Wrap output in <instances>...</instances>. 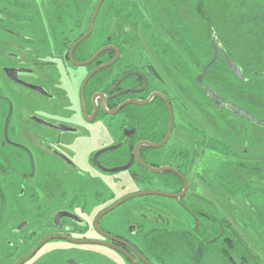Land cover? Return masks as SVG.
Segmentation results:
<instances>
[{
	"label": "flooded vegetation",
	"instance_id": "flooded-vegetation-1",
	"mask_svg": "<svg viewBox=\"0 0 264 264\" xmlns=\"http://www.w3.org/2000/svg\"><path fill=\"white\" fill-rule=\"evenodd\" d=\"M60 1L43 0L62 22L59 12L74 5L72 0ZM0 4L4 6H0V32L6 35L5 50H0V117H4L0 154L9 166L7 172L25 170L18 176L34 182L30 197L37 209L36 219H27L20 228L34 223L36 229L28 238L37 242L15 264L39 247L32 260L51 242L65 247L42 253L38 264L106 263L105 256L90 248H106L125 264H157L156 250L162 249L160 240L167 233L197 235L212 243L205 235L217 234L219 228L220 218L212 213L217 194L197 165L203 152H232V147L223 143L226 135L198 100L194 106L204 116L199 122L176 111L177 103L183 114L188 107L182 100L186 88L174 73L183 74V79L186 73L165 62L169 47L158 50L157 66L155 58L139 50V37L131 30L95 35L96 18L92 34L85 39L91 20L82 32L77 21L69 31L73 34L63 36L62 50L55 57L49 55L44 40L22 34L24 25L15 27L6 18L11 17L8 8L27 4L21 0H0ZM119 6L118 11L129 13L123 3ZM131 17L117 20L123 26ZM221 56L219 52L218 60ZM199 87L217 112H230L218 107L203 85ZM172 89L178 95L172 97ZM182 127L191 138H181ZM22 191L25 196L23 186ZM224 223L233 229L228 219ZM27 245L20 241L14 248L22 246V251Z\"/></svg>",
	"mask_w": 264,
	"mask_h": 264
},
{
	"label": "rangeland",
	"instance_id": "rangeland-1",
	"mask_svg": "<svg viewBox=\"0 0 264 264\" xmlns=\"http://www.w3.org/2000/svg\"><path fill=\"white\" fill-rule=\"evenodd\" d=\"M21 1L27 4V7L20 9H13L15 7L8 8L7 12L11 14V17L8 18L6 15V18L9 21H14L15 27L19 24L24 25L25 31H19L22 34L44 40L47 51L50 52L49 55L57 57L62 50L60 44L64 38L63 36L73 34V31H69L73 28V25L76 26L77 21L80 22V32L84 31L100 0H72L74 7H69L65 11L59 12L62 22L58 18L55 19L53 8L49 6V9H47L43 0ZM261 1L106 0L98 14L94 34L99 35L100 31H104L105 35H114L124 29L131 30V35L136 33L139 37V50H146L151 58H155L157 66L159 65L158 60H156L157 55L159 56L158 50H164V48L169 47L168 50L170 49V51L165 62L170 68L178 67L177 71L185 70L186 73L184 79L181 77L183 74L179 75L178 72L174 73V76L186 88L187 96L186 99L183 98L182 100L186 107H188L183 114L177 103L175 104L176 111L182 114L186 120L191 119L199 122L200 118L204 119V116L194 106L195 103L193 101L198 100L210 114L214 115L218 123V130L226 135L225 138L216 135L218 139L223 138L226 143L222 142L232 147V153L235 155L234 160H231L221 152L211 153L210 151H205L202 153L201 160L198 161L197 166L200 167V173L217 194L214 204L216 208L213 209L212 213L215 217L218 214V217L222 220L225 218L228 219L233 228L243 238L254 257L257 258L260 264H264V222L261 223L257 220V215L254 211L256 209L264 215V192L257 191L249 196L241 193L229 194L224 191L218 181L222 163L232 161L239 165L240 163L248 162V159L264 158V141H261L264 139V131L240 117L233 116L226 110L217 112L199 85L196 84V79L202 73V69L214 57L211 46V33L213 30L216 32L218 40L222 43V48L225 50L228 58L236 64L239 61V57L230 43V31L234 26L233 20H239L241 18L240 11L236 12L233 4H242L246 12L253 14L250 10L262 11L259 7L261 4H257ZM5 2H8V0H5ZM60 3L64 4L66 0H61ZM67 3L71 2L68 1ZM122 3L124 4L123 8L127 7L130 9L127 14L132 16L130 21L123 24V26L117 20L118 17H126L127 15L122 13V8L121 12L118 11V8H120L119 4L122 6ZM145 3L149 6H146ZM254 5H257V7L254 8ZM0 6L2 5L0 4ZM134 8L136 9L134 10ZM245 15L248 14L246 13ZM154 17L157 19L156 21ZM9 25L12 26L10 23ZM4 37L6 35L0 32V50H5L2 45V40L5 39ZM152 42L154 43L153 46L155 49L151 47ZM42 49L45 51V48L42 47ZM60 68L62 69V65H60ZM259 70H264V66L260 67ZM249 72L250 70L245 71L246 77L250 76ZM212 77L216 79L217 77L221 78L228 85H239L238 78L230 73L223 59L222 61H218L210 69L202 85L224 98L225 101H231L230 95L214 83ZM16 89L20 92L29 93V91L20 88ZM71 91H74V88H71ZM171 92L172 97H174L173 94L178 95L177 92H173V89ZM18 101L22 102L21 97L18 98ZM25 102H28L27 99H23L24 104ZM250 109L258 118H262L263 120V110H257L252 107ZM177 116L179 115L177 114ZM0 123V126H3V116L0 117ZM202 127L207 132H211L212 130L209 126L205 127L203 123ZM228 129L230 131H228V134H225V131ZM214 131L216 130L214 129ZM180 135L183 140L192 137L188 129L184 127L181 128ZM9 136L12 140L13 137L10 134ZM3 138V134L0 131V147H3ZM8 148L9 146H6V149ZM3 149H1L2 152ZM8 168L9 166L3 161V157L0 154V264H15L18 261V256L22 257L28 254L37 242V240H30L28 238L30 232L36 229L34 223L20 230L23 227L21 225L23 222H26L27 219L35 220L37 217L36 204L31 202L32 198L30 197L31 188H34V182L24 181L18 176V173L25 172V170L17 169L16 174H13L7 172ZM22 186L26 188L25 196L23 195ZM125 193L123 192V194ZM152 199L157 201L158 198L155 197ZM173 220L174 216L168 219L170 225L174 224ZM20 241L28 242V248L26 250L20 251L22 246L18 250L14 248ZM57 247L61 248L65 247V245L61 244V242H51L32 260L25 264H38L41 260L40 255L42 253L47 255L51 251L50 249ZM90 249L105 256L106 263L104 262V264H125L119 255L106 248ZM156 255L159 258L157 264H187L178 254L176 255L170 251L166 252L162 251V249H157ZM203 262L204 264H218L212 256L204 257Z\"/></svg>",
	"mask_w": 264,
	"mask_h": 264
},
{
	"label": "trees",
	"instance_id": "trees-1",
	"mask_svg": "<svg viewBox=\"0 0 264 264\" xmlns=\"http://www.w3.org/2000/svg\"><path fill=\"white\" fill-rule=\"evenodd\" d=\"M236 4H233V8L236 12L240 11L241 18L233 20L230 43L239 57L237 64L241 67L245 80L238 79V86L228 85L218 77L217 79L212 77V80L230 95L233 103L257 116L250 107L264 111V70H259L264 66V0L257 3L261 4L259 7L262 11L250 10L253 14L246 12L242 4ZM245 12L248 15H245ZM220 58L225 59L224 56ZM247 70H250L248 77L245 76ZM259 129L264 131L261 127ZM261 141L263 142L264 139ZM219 152L231 160L235 158L229 149ZM248 160L239 165L232 161L221 164L219 181L226 193H241L249 196L257 191L264 192V158ZM254 211L257 220L263 223L264 215L256 209ZM221 222L222 219H219L217 234L205 235L207 240L212 239V243H205L197 235L167 233L160 240L162 250L178 254L187 264H204L203 259L206 256H212L218 264H260L237 231L234 228L227 229L226 224Z\"/></svg>",
	"mask_w": 264,
	"mask_h": 264
},
{
	"label": "water",
	"instance_id": "water-1",
	"mask_svg": "<svg viewBox=\"0 0 264 264\" xmlns=\"http://www.w3.org/2000/svg\"><path fill=\"white\" fill-rule=\"evenodd\" d=\"M105 0H100L91 19V23H90V27H89V31L86 34V36L83 38H87L92 34V31L94 29V23L95 20L99 14L100 8L102 6V4L104 3ZM212 51L214 54L213 59L211 60V62H209L206 66H204V68L202 69V73L198 76L196 82L198 85H202V82L204 80L205 75L207 74L208 70L216 63V61L218 60L219 57V52H221L222 56H224L226 63L228 65L229 70L235 75L236 78H238L239 80H245L244 76H243V71L241 69V67L239 65H237L235 62H233L232 60H230L228 58V56L226 55L224 49L222 48L221 42L218 40V37L216 35V33L214 31H212ZM205 93L207 94V96L218 106H224L225 108H227L231 113H233L235 116L240 117L242 119H244L245 121L254 124L257 127H261L264 129V120L258 118L257 116H255L254 114H252L251 112H249L248 110H245L244 108L232 103V102H227L225 101L222 97H220L218 94H216L215 92L211 91L210 89L207 88H203ZM10 116H11V112L9 113L7 119H6V125H5V136L6 132H7V126H8V122L10 120ZM124 170H126V168H124ZM164 196L167 197H174L173 195H168V194H162ZM51 239V238H50ZM39 249L36 248L28 257H26L25 259H23L22 261H20L18 264H24L25 262H27L28 260L31 259V257L36 253V251Z\"/></svg>",
	"mask_w": 264,
	"mask_h": 264
}]
</instances>
